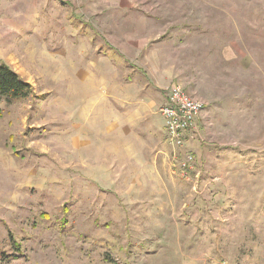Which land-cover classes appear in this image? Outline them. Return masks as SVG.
Here are the masks:
<instances>
[{
    "label": "rangeland",
    "instance_id": "1",
    "mask_svg": "<svg viewBox=\"0 0 264 264\" xmlns=\"http://www.w3.org/2000/svg\"><path fill=\"white\" fill-rule=\"evenodd\" d=\"M0 62L34 89L0 99V264H264V0H0Z\"/></svg>",
    "mask_w": 264,
    "mask_h": 264
},
{
    "label": "built area",
    "instance_id": "2",
    "mask_svg": "<svg viewBox=\"0 0 264 264\" xmlns=\"http://www.w3.org/2000/svg\"><path fill=\"white\" fill-rule=\"evenodd\" d=\"M205 106L203 99L195 97L177 83L170 86L166 101L160 108L166 138L173 147V171L186 178H189V172L194 167L195 155L191 151L181 157L178 150L197 137L199 118Z\"/></svg>",
    "mask_w": 264,
    "mask_h": 264
},
{
    "label": "trees",
    "instance_id": "3",
    "mask_svg": "<svg viewBox=\"0 0 264 264\" xmlns=\"http://www.w3.org/2000/svg\"><path fill=\"white\" fill-rule=\"evenodd\" d=\"M33 91V85L12 66L6 62H0V99L14 102L28 98Z\"/></svg>",
    "mask_w": 264,
    "mask_h": 264
},
{
    "label": "crops",
    "instance_id": "4",
    "mask_svg": "<svg viewBox=\"0 0 264 264\" xmlns=\"http://www.w3.org/2000/svg\"><path fill=\"white\" fill-rule=\"evenodd\" d=\"M201 122V121H200ZM200 127V126H199ZM199 132V131H198Z\"/></svg>",
    "mask_w": 264,
    "mask_h": 264
}]
</instances>
